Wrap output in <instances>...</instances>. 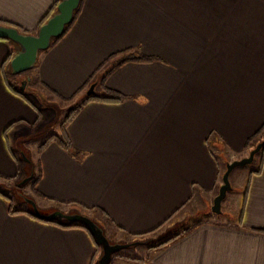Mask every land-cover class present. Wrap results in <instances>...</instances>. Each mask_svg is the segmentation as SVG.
<instances>
[{
  "label": "crops",
  "instance_id": "crops-1",
  "mask_svg": "<svg viewBox=\"0 0 264 264\" xmlns=\"http://www.w3.org/2000/svg\"><path fill=\"white\" fill-rule=\"evenodd\" d=\"M55 2L0 0V24L36 32ZM18 49L0 37V183L34 160L44 212L157 238L145 259L112 264H264V154L228 213L185 229L170 223L213 204L226 162L264 136L253 135L264 125V0H83L30 76L51 100L81 98L64 125L68 148L50 137L62 122L39 134L38 105L13 90L6 60ZM130 53L154 58L117 64ZM92 83L122 98L86 100ZM14 134L24 146H13ZM2 192L0 264H99L103 249L85 226L12 212Z\"/></svg>",
  "mask_w": 264,
  "mask_h": 264
},
{
  "label": "rangeland",
  "instance_id": "rangeland-1",
  "mask_svg": "<svg viewBox=\"0 0 264 264\" xmlns=\"http://www.w3.org/2000/svg\"><path fill=\"white\" fill-rule=\"evenodd\" d=\"M8 69H9L8 75L11 81L16 85V87L21 88L23 82L27 80L26 84L27 83L28 84L27 85L25 84V88L23 91L25 92L27 97L31 98V100L34 101L38 105L39 112H40V118L37 124L39 134H43L44 132H47L48 129H51L53 127L55 128V126H57L60 123V121L63 122L67 114L70 112V109L76 106V104L79 103V101L81 100L79 96H75L69 100L57 101L56 98L54 99L55 101L51 100L48 97L49 92L45 90L44 86H42L39 83V81L36 78H34V76H33V79L31 80L30 76H32L31 74H32L33 68L27 71L21 72V73H14L10 69V67H8ZM90 86H88L87 90L90 89ZM263 135H264V132H263ZM24 139L25 138L23 137V134L20 135L19 137L17 136L15 137V134H14V138H12V141L14 144L13 146L16 149L18 146H24L25 145ZM262 140H264V136L263 138H261L260 141ZM254 146L251 149L247 150L246 153L238 154L236 157H239V158H234L232 160L240 159L244 156L249 155L250 151L254 148ZM29 150L30 149L26 150L27 160H29V158L32 159L34 155L33 153H31L32 151L30 152ZM33 163H34L33 166H31L28 163H25V169L23 170V172H21L19 176H17L15 179L11 181L5 180L4 184L0 183V188L3 189V191H5L6 194L11 196L13 204L17 206L18 208L23 209V210L34 211L32 204L29 203L27 200V198H32L35 200L39 210L42 213H45V214L50 213L54 210L44 212L43 210H47V208L45 209L44 207L47 202H45L42 199L41 195L35 193V191L32 189L33 180L35 179L38 173L36 162H34V160H33ZM227 163L228 162H226V166H227ZM258 164H259V156H257L255 160L252 161L251 163L237 166L232 170L230 174V180H231L233 188L230 191H228L226 197L222 201V212L221 213L213 212L212 207H211L212 202H210L206 208L198 206L197 208L190 209V211L182 210L175 217V219L170 221V223H172L173 226H175L174 224L179 223L178 227L185 229L184 228L185 225H190L195 222L202 221L205 218H208L209 216L211 217L212 215H216L217 218H221L220 216L223 215L224 212L228 213L232 209V206L235 204L234 202L235 197L238 196L239 193H240V196L243 194L244 192L243 190L246 187L248 180H249L250 171L252 168L257 167ZM223 174H222V177H223ZM238 185H240L241 187ZM219 188L216 190L215 195L219 192ZM63 209H68V208L65 207ZM235 214H238V212H236ZM97 215L99 219H102V220L104 219V217L101 216L100 214H97ZM101 223L100 224L103 226L105 234L111 240V242H122V243H131L134 241L138 242L137 244L123 247L117 250L116 252H114L112 256L113 260H111L113 261V263L117 261L126 262L125 260L127 258L131 260H139V261L145 259L144 257L146 256L145 255L146 246L148 245L150 246V244H152L157 239L152 235H146V236H140V237L133 236V237L124 239L123 235L116 234L114 229L110 225H108V223H106L105 221ZM100 248L102 250V246H100ZM110 264L112 263L110 262Z\"/></svg>",
  "mask_w": 264,
  "mask_h": 264
},
{
  "label": "water",
  "instance_id": "water-1",
  "mask_svg": "<svg viewBox=\"0 0 264 264\" xmlns=\"http://www.w3.org/2000/svg\"><path fill=\"white\" fill-rule=\"evenodd\" d=\"M81 0H60L55 11L44 23H42L36 32H23L16 26L0 24V37L8 38L19 45V49L10 59V68L14 73H21L33 68L38 60L40 51L47 49L53 38L61 36L66 26L74 19L75 12L80 5ZM25 80L21 86L24 90ZM95 92V84L92 83L90 89L87 90V95ZM264 146V140L257 143V145L250 151L249 155L240 159L229 161L226 170L223 174V183L219 188V192L214 198L212 204V211L215 213L222 212V201L226 197L228 191L233 186L230 180L232 170L240 165L251 163L256 153H258ZM28 202L32 204L34 212L48 219L67 220L68 222H82L85 224L94 235L96 241L102 246L103 252L99 258V264H108L114 252L117 250L137 244V241L131 243L111 242L105 234L103 226L94 218L81 212H63L56 209L50 213H42L35 200L27 198Z\"/></svg>",
  "mask_w": 264,
  "mask_h": 264
},
{
  "label": "trees",
  "instance_id": "trees-1",
  "mask_svg": "<svg viewBox=\"0 0 264 264\" xmlns=\"http://www.w3.org/2000/svg\"><path fill=\"white\" fill-rule=\"evenodd\" d=\"M60 0H56V2H55V4L53 5V7L51 8V10L43 17V19L40 21V23H39V26L42 24V23H44L55 11H57V5H58V2H59ZM82 1L83 0H81V2H80V5H79V7H78V9L76 10V12H75V16H74V19H75V17H76V15H77V13L79 12V10H80V8H81V5H82ZM73 19V20H74ZM73 22V21H72ZM72 22L71 23H69L67 26H66V29H65V31H67V29L70 27V25L72 24ZM9 25H14V26H16V27H18L21 31H23V32H28L26 29H23V28H20V26L19 25H17V24H14V23H12V22H7ZM38 26V27H39ZM64 31V32H65ZM59 37H61V36H59ZM59 37H55V38H53V40H52V43H54ZM6 39H8V38H6ZM115 55H117V53L116 54H114V56ZM12 56V54L11 55H9L8 56V58H7V64H9L10 63V59L12 58L11 57ZM114 56H112V57H114ZM154 57L153 56H149V55H144V54H134V53H130V54H127L126 56H124V57H122V58H120L117 62V64H121V63H123V62H125V61H128V60H152ZM9 83V85L12 87V84H10V82H8ZM13 90L15 91V92H17V93H19L20 95H22L23 97H25V98H27V96H26V94H25V92L23 91V90H21L20 88H18V87H14L13 88ZM122 98V95L120 94V93H118V92H116V91H112V90H107V92L106 93H104V94H99L98 92H94V93H92V94H89V95H87L86 96V100H90V99H103V100H119V99H121ZM82 106V104H78V105H76V106H74L73 108H71L70 109V112L67 114V116H66V118L63 120V122H62V124H61V133L58 135H54V136H50V137H56L57 138V140L62 144V145H64L65 147H70V141H69V138H68V136L66 135V133H65V131H64V125L75 115V113L78 111V109L80 108ZM264 130V125L263 126H261V128H259V130H257L253 135H258L261 131H263ZM253 138V136H250L249 138H248V140H247V142L248 141H250L251 139ZM50 139V138H49ZM257 144V143H256ZM256 146V145H255ZM254 146V147H255ZM263 154H264V146L262 147V149L258 152V153H256V155H255V158L257 157V156H259V164H258V166L257 167H254V168H252L251 169V171H250V175H249V180H248V183H247V185H246V187H245V189H244V192H247V188H248V185H249V181H250V177L254 174V173H258V172H260V170H261V164H262V160H263ZM255 158H254V160H255ZM253 160V161H254ZM38 178H39V174L37 173V175H36V177H35V179L33 180V183H32V189L35 191V193H37V194H39V192L37 191V188H36V184H37V181H38ZM0 192H2L1 190H0ZM2 193H4V192H2ZM5 194V193H4ZM6 195V197L9 199V210L10 211H12V212H16V211H24L23 209H20V208H18L17 206H15L14 204H13V202H12V198L10 197V196H8L7 194H5ZM40 195V194H39ZM29 212L32 214V215H34V216H36V217H38V218H41V219H45V220H52V221H57V222H59V223H61V224H64V225H71V224H80V225H83V226H85L89 231H90V229L85 225V224H83L82 222H68L67 220H58V219H48V218H45V217H43V216H41V215H39V214H37V213H35L34 211H32V210H29ZM90 233H91V231H90ZM92 234V233H91ZM141 235H143V234H141ZM141 235H139V236H141ZM92 236H93V238H94V240H95V242H96V244L99 246V248H100V244L96 241V239H95V237H94V235L92 234ZM176 236H170V237H167L165 240H162V241H160L157 245L159 246V245H163V244H165V243H168L169 241H172L174 238H175ZM156 245V246H157Z\"/></svg>",
  "mask_w": 264,
  "mask_h": 264
},
{
  "label": "flooded vegetation",
  "instance_id": "flooded-vegetation-1",
  "mask_svg": "<svg viewBox=\"0 0 264 264\" xmlns=\"http://www.w3.org/2000/svg\"><path fill=\"white\" fill-rule=\"evenodd\" d=\"M62 220H64V219H62Z\"/></svg>",
  "mask_w": 264,
  "mask_h": 264
}]
</instances>
